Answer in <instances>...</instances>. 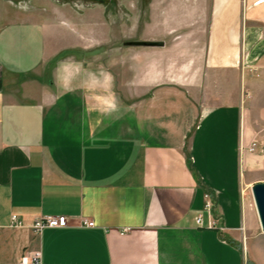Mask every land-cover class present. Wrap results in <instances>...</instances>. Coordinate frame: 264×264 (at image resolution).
Wrapping results in <instances>:
<instances>
[{
	"label": "crops",
	"instance_id": "obj_1",
	"mask_svg": "<svg viewBox=\"0 0 264 264\" xmlns=\"http://www.w3.org/2000/svg\"><path fill=\"white\" fill-rule=\"evenodd\" d=\"M42 2L0 0V264H264V0H208L206 33L172 41L150 0L121 46L102 13Z\"/></svg>",
	"mask_w": 264,
	"mask_h": 264
},
{
	"label": "rangeland",
	"instance_id": "obj_2",
	"mask_svg": "<svg viewBox=\"0 0 264 264\" xmlns=\"http://www.w3.org/2000/svg\"><path fill=\"white\" fill-rule=\"evenodd\" d=\"M42 6L46 7L52 3H58L61 7L71 6L74 10L78 11L80 14L87 12H100L103 16L104 32L110 33L118 32V37L120 38L119 44L122 45L123 41L127 39L137 38L142 36L143 16L146 15L148 9V3L150 0H42ZM158 1V0H157ZM165 2L163 7H168L165 9L168 13V31L170 41L173 39V35L183 34L186 36L192 34H204L206 33V21H207V10L206 4L208 0H160ZM180 3L183 4L184 14H183V25H179L178 21H175V6H179ZM187 8V9H186ZM198 8V11H195ZM50 11L51 8L41 9V12L45 14ZM163 11V12H164ZM200 21V23H199ZM176 22V24H175ZM59 23V22H58ZM106 24V25H105ZM198 24H201L200 26ZM58 32L67 37H76L77 31L79 29L77 26L71 29L70 26L59 23L57 25ZM126 38V39H124ZM126 48V47H125ZM130 49H139L142 47H129ZM264 94V92H263ZM264 99L258 101V105H262ZM256 105V104H255ZM248 106V105H247ZM256 138L261 141L262 145H256L255 150L252 151L257 154H264V132H256ZM255 140L256 142L258 140ZM259 143V142H257ZM250 150V149H249ZM251 151V150H250ZM250 196L252 199L255 211H257L255 200L253 198L252 192L250 190ZM258 213V212H257ZM250 245L252 248L258 250L262 256H264V230L260 226L257 232L250 237Z\"/></svg>",
	"mask_w": 264,
	"mask_h": 264
},
{
	"label": "built area",
	"instance_id": "obj_3",
	"mask_svg": "<svg viewBox=\"0 0 264 264\" xmlns=\"http://www.w3.org/2000/svg\"><path fill=\"white\" fill-rule=\"evenodd\" d=\"M251 151L255 150V143H253L250 148ZM206 197H209L207 194ZM208 202V206H209ZM197 222L201 224L202 218L199 216L197 218ZM213 223V222H212ZM211 223V224H212ZM23 220L20 219V217L17 214H11V225L13 226H21L23 225ZM68 224V217L65 215H41L37 217L33 222V229L35 232H40L46 227H63ZM81 224L83 226H93L94 222L83 217L81 218ZM129 228H124L122 231H128ZM41 252L35 251L32 253L29 261L24 258L23 263H29V264H41Z\"/></svg>",
	"mask_w": 264,
	"mask_h": 264
},
{
	"label": "water",
	"instance_id": "obj_4",
	"mask_svg": "<svg viewBox=\"0 0 264 264\" xmlns=\"http://www.w3.org/2000/svg\"><path fill=\"white\" fill-rule=\"evenodd\" d=\"M130 45H159L158 42L135 40L127 42ZM252 192L259 215L261 227L264 230V182L257 183L252 187Z\"/></svg>",
	"mask_w": 264,
	"mask_h": 264
}]
</instances>
